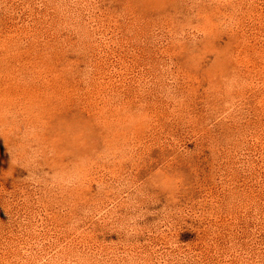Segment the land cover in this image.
<instances>
[{"label": "rangeland", "instance_id": "1", "mask_svg": "<svg viewBox=\"0 0 264 264\" xmlns=\"http://www.w3.org/2000/svg\"><path fill=\"white\" fill-rule=\"evenodd\" d=\"M0 30V264H264V0H0Z\"/></svg>", "mask_w": 264, "mask_h": 264}, {"label": "bare ground", "instance_id": "2", "mask_svg": "<svg viewBox=\"0 0 264 264\" xmlns=\"http://www.w3.org/2000/svg\"><path fill=\"white\" fill-rule=\"evenodd\" d=\"M0 32H1V30H0ZM7 34H8V33H7ZM1 35H2V33H1ZM4 37H5V36H4ZM6 38H7V37H6ZM4 39H5V38H4ZM4 39H3V40H4ZM10 39H11V38H10ZM6 42H7V40L4 42V48H5V46H7L8 43H10L9 41H8V43H6ZM2 44H3V43H2ZM10 45H11V44H10ZM7 47H8V46H7ZM8 48H9V47H8ZM14 48H15V47H14ZM31 51H32V50H31ZM11 52H12V51H11ZM21 61H22V59H21ZM19 62H20V61H19ZM25 62H26V61H24V63H25ZM1 64H4V63H3V60L0 58V66H1ZM17 64H18V63H17ZM19 65H20V64H19ZM21 66H24V65L21 64ZM21 66H20V67H21ZM27 66H28V65H27ZM5 67H6L5 69H8V72L13 71V70H12V69H13V66L11 67V65H10V66H9V65H6ZM10 67H11V68H10ZM20 67H19V68H20ZM25 67H26V65H25ZM2 70H3V69H2ZM19 72H20V71H19ZM14 80H15V79H14ZM18 80H19V79H18ZM20 81H21V80H20ZM32 86H33V85H32ZM18 96H19V95H18ZM30 99H31V98H30ZM31 105H32V104H31Z\"/></svg>", "mask_w": 264, "mask_h": 264}]
</instances>
